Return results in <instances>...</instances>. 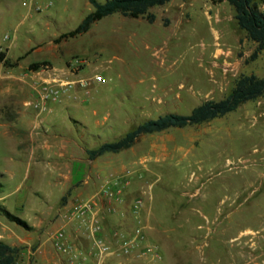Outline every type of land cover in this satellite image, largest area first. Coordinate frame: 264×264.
<instances>
[{
	"label": "rangeland",
	"instance_id": "rangeland-1",
	"mask_svg": "<svg viewBox=\"0 0 264 264\" xmlns=\"http://www.w3.org/2000/svg\"><path fill=\"white\" fill-rule=\"evenodd\" d=\"M92 11L86 0H0V56L10 45L22 64L45 63L31 70L37 144L75 143L67 180L64 165L54 166L65 158L16 160L0 134V207L25 222L0 213V241L20 249L15 264H264V96L99 160L86 154L144 121L225 98L241 75L264 77V50L251 61L256 44L232 7L211 0H171L149 10L152 23L113 14L61 37ZM65 98L72 130L54 140L47 112L54 104L62 117ZM106 180L121 190L110 201ZM97 196L95 238L89 214L74 208ZM58 230L71 253L54 247Z\"/></svg>",
	"mask_w": 264,
	"mask_h": 264
},
{
	"label": "trees",
	"instance_id": "trees-1",
	"mask_svg": "<svg viewBox=\"0 0 264 264\" xmlns=\"http://www.w3.org/2000/svg\"><path fill=\"white\" fill-rule=\"evenodd\" d=\"M93 11L87 14L81 23L72 31L62 35V38H72L89 31L97 21L119 14L128 18H146L149 23L154 21V16L149 10L154 7L164 6L171 0H86ZM213 3L226 2L233 11L234 18L239 29L245 32L248 40L256 44V49L250 56L255 60L259 53L264 50V13L260 11L257 0H211ZM263 1L264 0H260ZM45 63H34L29 66L30 70H37ZM264 96V77L254 74L241 75L235 82L230 93L219 101L208 100L192 109L188 115L165 114L150 119L137 125L123 137L114 142L102 143L95 149L86 151L89 160H94L107 153H119L131 148L142 136L160 133L169 129H181L188 126H196L208 123L236 111L247 102L256 101ZM2 184L0 183V191ZM0 213L11 222L24 225L25 222L0 207ZM18 247L10 246L0 241V264H15L19 255Z\"/></svg>",
	"mask_w": 264,
	"mask_h": 264
},
{
	"label": "crops",
	"instance_id": "crops-1",
	"mask_svg": "<svg viewBox=\"0 0 264 264\" xmlns=\"http://www.w3.org/2000/svg\"><path fill=\"white\" fill-rule=\"evenodd\" d=\"M1 43V42H0ZM1 47V44H0ZM9 47H3L5 52L4 57L0 56V134L3 135L4 140L8 147L13 151V156L16 160L20 157H32L33 159H40L42 156L50 157L51 155L62 160L56 165H64L65 173L64 177H71V171H69L68 165H70V158L75 154L74 141L72 138H63L60 146L57 143L38 145L37 142L41 139V135L33 134L35 124V112L29 110V102L33 99L31 81L34 79L29 66L31 64H22L21 58H12L9 55ZM1 49V48H0ZM1 51V50H0ZM12 58L11 61H9ZM9 59V60H8ZM8 60V62H6ZM34 90V89H33ZM70 98H65L63 103L59 107V112L62 117L58 118L56 109L57 105H50L46 120L49 125L54 127V140L61 138L60 134L62 129L65 132H70L72 129L67 124V118L63 117L64 112L70 107L67 102ZM59 105V104H58ZM59 120V122H58ZM38 146L41 148H38ZM79 147V146H78ZM20 150L23 153L18 152ZM45 154V155H44ZM109 154V153H107ZM42 155V156H41ZM106 154L98 157H104ZM67 156V157H66ZM68 159V161H67ZM95 160V159H94ZM57 169V167H56ZM89 191L87 187L85 192Z\"/></svg>",
	"mask_w": 264,
	"mask_h": 264
},
{
	"label": "built area",
	"instance_id": "built-area-1",
	"mask_svg": "<svg viewBox=\"0 0 264 264\" xmlns=\"http://www.w3.org/2000/svg\"><path fill=\"white\" fill-rule=\"evenodd\" d=\"M32 1V0H30ZM101 78L100 77H96V80L99 81ZM120 189H118V182L115 181H111V180H106L102 186V198L107 199L108 201H110L112 198L117 197V194L120 193ZM100 199L97 197L93 198L92 200H88L84 203L78 204L75 206L74 208V212L77 213V215L79 216H84V214H89L91 221H90V225L88 227V231L89 234L92 237L97 236L100 227L97 225L96 223V212L95 208L98 206V201ZM140 200L135 201V207H138V204H140ZM64 233L61 230H58L55 232L54 236H53V245L54 247L62 252L65 253H71L72 252V247L71 246H67L64 243ZM96 246L98 248L99 254L100 255H105L106 253H108L109 248L103 244V242L101 240H95ZM148 253H151L153 255V258L156 260H159L161 258L160 254L158 252H155L154 248H148L147 249Z\"/></svg>",
	"mask_w": 264,
	"mask_h": 264
}]
</instances>
